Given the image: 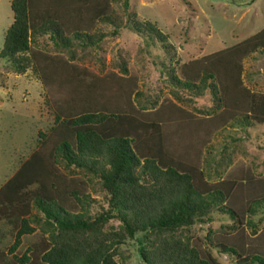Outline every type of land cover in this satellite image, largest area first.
Returning <instances> with one entry per match:
<instances>
[{
    "label": "rangeland",
    "instance_id": "rangeland-1",
    "mask_svg": "<svg viewBox=\"0 0 264 264\" xmlns=\"http://www.w3.org/2000/svg\"><path fill=\"white\" fill-rule=\"evenodd\" d=\"M10 2L0 0V190L17 174L22 183L2 193L17 201L10 210L0 209V264H22L25 256L31 261L25 264H48L40 257L59 229L34 205L35 194L44 193L81 221H92L110 208L101 178L108 168L105 159L70 164L57 147L68 140L76 149L74 128L66 122L76 113L114 112L121 127L135 136L133 145L140 155L154 145L161 159L190 161L202 175L193 180L203 186L246 174L264 181V122L233 117L210 123L207 119L222 93L214 91L212 82L218 86V81L203 75L202 67L196 76L194 64L262 29L264 0H33L39 15L60 22L62 35L56 45L50 30L29 31V48L19 54L28 64L23 72L16 71L11 58L1 56L13 22ZM218 58L202 63L213 67L227 58L236 60L242 85L264 93V47L243 57ZM229 93L232 98V90ZM224 107L222 103L216 111L220 114ZM151 121L161 122L157 131L150 126L136 129ZM159 130L158 146L153 140ZM141 170L139 165L135 172ZM140 176L141 184L153 185L150 175ZM163 181L164 174L155 186ZM25 203L28 206L21 208ZM222 205L220 200L207 205L191 223L174 230L139 229L132 237L112 217L98 226L99 240L106 238V251L115 264H145L139 252L142 243L150 256L166 259L169 249L162 245L173 240L210 264H245L223 243L264 232V204L251 205L253 211L238 224ZM20 216L31 230L14 246Z\"/></svg>",
    "mask_w": 264,
    "mask_h": 264
},
{
    "label": "trees",
    "instance_id": "trees-1",
    "mask_svg": "<svg viewBox=\"0 0 264 264\" xmlns=\"http://www.w3.org/2000/svg\"><path fill=\"white\" fill-rule=\"evenodd\" d=\"M10 6L13 12V22L6 30L1 56L11 58L16 71L23 72L28 64L26 61L22 62L19 54L29 48V31H37L39 27L46 28L51 31L54 44L59 45L62 29L60 22H55L49 17L45 18L43 14L39 15V11L35 10L33 0H11ZM37 18L40 20L39 24L36 22ZM259 47H264V27L236 45L194 60V64L198 65L196 76L200 74L202 67L203 75L208 74L218 81V86L212 82L214 91L222 93L217 96V107L222 103L227 106L220 114L216 111L217 107L212 109L211 118L207 119L210 123H214L215 120L226 123L233 117L238 120L243 119L247 123L264 122V93L251 92L242 85L239 62L227 58L222 62L223 64L213 63V67L202 63L208 61L210 57L218 58L222 55L243 57L249 51ZM230 90L233 92L232 98ZM227 100H230L231 104L227 103ZM233 104L235 107L229 106ZM238 113L240 117H236ZM120 120V116L114 112L98 111H83L68 117L66 122L74 128L76 149H73L72 143L68 140H62L57 147L70 164L76 162L78 165H83L98 157L105 159L108 168L101 171V178L103 187L110 194V208L92 221H81L74 218L70 212L63 210L44 193L35 194L34 205L59 229V233L52 238L53 244L41 254L40 258L44 262L48 264H115L111 254L106 251V238L99 240L101 233L98 232V226L112 217L118 218L126 234L132 237L139 229H146L149 232L169 231L189 224L195 216L205 212L207 205L217 200L223 202L220 209L229 214L237 224L245 213L253 211V205L264 204V181L262 179H255L251 174H246L240 179L225 178L215 186H203L199 180H193L195 176L201 178L202 175L190 161L176 162L164 156L161 159L158 151L155 152L154 145L145 155H140L133 145L135 136L121 127ZM139 126L136 129H145V126H150L157 131L156 127H160L161 122L151 121L148 125L143 123ZM178 127L182 130V125L178 124ZM159 136L161 137V130L156 133L153 140V143H157L158 146ZM140 157L143 159L142 163H140ZM139 165L142 170L136 173V167ZM141 173L152 177V186L140 183ZM162 174H164V181L161 185L155 186ZM17 176L19 175L11 177L1 187L0 209L10 210L13 203L17 201L14 196L3 195L6 188L13 190L20 187L22 180H19ZM242 186L243 195L240 196L238 190ZM234 187L236 191L234 190L233 194L231 192ZM27 206L25 203L21 205V208ZM7 216H12V214ZM18 219L20 220L18 224L12 220L20 227L14 246L19 243L21 234L31 230L24 216ZM239 239L224 242V249L235 254L240 262L245 264L249 261L264 264V232L254 234L252 238L242 235L241 240ZM152 245H154L153 242ZM163 247L169 250L166 259L162 260L156 256H150L142 243L139 252L145 264L211 263L210 258V263L204 258L197 259L196 251L181 245L180 240L163 244ZM177 251L178 256H176ZM20 261L22 264L28 263L30 257L25 256V258H20ZM212 263L218 264L214 261Z\"/></svg>",
    "mask_w": 264,
    "mask_h": 264
}]
</instances>
